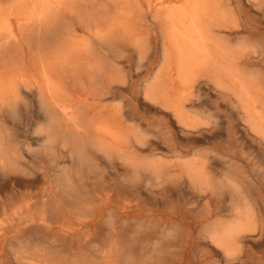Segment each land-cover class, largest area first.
Masks as SVG:
<instances>
[{"label":"bare ground","instance_id":"obj_1","mask_svg":"<svg viewBox=\"0 0 264 264\" xmlns=\"http://www.w3.org/2000/svg\"><path fill=\"white\" fill-rule=\"evenodd\" d=\"M249 1L264 10V0ZM148 2L154 21L160 26L165 67L179 83L178 94L169 100L176 114L183 117L188 105L199 104L200 99L195 97L201 84L212 85L220 90L218 93L231 92V105L240 109L246 116L244 121L264 136V67L261 72H247L252 65H264V33L253 39L241 38L246 29L237 22L232 0ZM96 5L94 0H0V118L5 112L12 113L19 103L36 99L47 125L44 132L35 135L37 147L30 145L28 152L41 154L49 163L50 170L45 174L49 176L52 171L54 176L51 185L42 187H37V179L27 178L24 181L31 190L23 195L16 190L0 193V264H127L120 236L112 244L95 247L92 258L81 252L73 258L62 255L64 241L77 244L80 240L88 245L95 236V231L84 229L93 218L90 205H69L70 199L78 201L76 177L87 169L93 170L99 159H109L114 153L128 162L123 148L108 138L111 133L107 126L98 128L90 118L79 116V108L65 86V81L80 85L89 81L99 91L100 99L110 98L114 78L111 53L135 30L128 26L120 31L109 19L97 15ZM139 9L142 20L145 9ZM138 45L140 55L144 54L148 42L139 37ZM156 78L159 80L161 73ZM162 92L161 98L167 99L166 90ZM25 157L0 133V174L25 166ZM183 166L184 173L199 187H206L215 195L217 190L226 189L238 202L233 223L218 222L207 227L211 239L230 251L236 238L251 224L247 196L236 183L237 174H222L220 180L209 176L207 166L200 163Z\"/></svg>","mask_w":264,"mask_h":264},{"label":"rangeland","instance_id":"obj_2","mask_svg":"<svg viewBox=\"0 0 264 264\" xmlns=\"http://www.w3.org/2000/svg\"><path fill=\"white\" fill-rule=\"evenodd\" d=\"M94 1L98 16L109 19L120 31L128 26L135 31L111 53L114 78L110 98L100 99L99 91L89 81L83 85L65 81V86L79 108V116L90 118L98 128L107 126L111 133L108 138L123 148L128 162L114 153L109 159H99L93 170L87 169L76 177L78 201L70 199L69 205H90L93 218L84 229L95 231V236L88 245L80 240L77 244L64 241L62 255L73 258L81 252L92 258L95 247L112 244L120 236L127 264H264V136L251 128L240 109L231 105V92L218 93L220 90L212 85L201 84L195 97L201 100L199 104L188 105L183 117L177 115L169 100L178 94L179 83L165 67L160 26L152 17L148 0ZM232 1L237 22L246 29L241 38L253 39L264 33V10L249 0ZM139 6L145 9L142 20ZM139 37L148 42L145 55H140ZM261 67L264 65H252L247 72L264 71ZM164 90L168 100L161 98ZM36 103L34 98L21 102L18 110L5 112L0 118V133L24 153L27 161L18 170L0 174L2 194L16 190L23 195L30 191L24 181L29 177L37 179V187L51 185L54 178L52 171L49 176L45 174L50 170L48 161L41 154L28 152L30 145L37 147L36 136L47 125L45 114ZM64 120L66 124L68 121ZM193 162L203 166L210 163L206 171L220 180L222 174H237L236 183L247 196L251 224L236 238L230 251L211 239L207 227L218 222L233 223L238 202L226 189L217 190L215 195L193 183L183 166ZM2 219L0 214V224Z\"/></svg>","mask_w":264,"mask_h":264}]
</instances>
